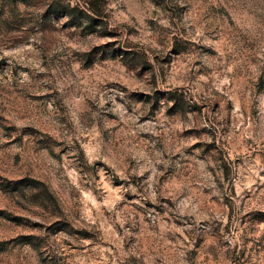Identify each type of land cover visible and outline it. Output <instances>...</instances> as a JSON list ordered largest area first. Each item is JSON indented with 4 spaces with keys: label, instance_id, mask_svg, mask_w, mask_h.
<instances>
[{
    "label": "rangeland",
    "instance_id": "1",
    "mask_svg": "<svg viewBox=\"0 0 264 264\" xmlns=\"http://www.w3.org/2000/svg\"><path fill=\"white\" fill-rule=\"evenodd\" d=\"M0 264H264V0H0Z\"/></svg>",
    "mask_w": 264,
    "mask_h": 264
}]
</instances>
